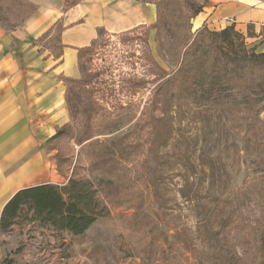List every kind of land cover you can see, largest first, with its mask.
Segmentation results:
<instances>
[{"label": "rangeland", "instance_id": "obj_1", "mask_svg": "<svg viewBox=\"0 0 264 264\" xmlns=\"http://www.w3.org/2000/svg\"><path fill=\"white\" fill-rule=\"evenodd\" d=\"M137 1L133 26L102 27L81 53L67 122L36 129L49 117L26 109L10 117L22 130L0 132L3 181L30 167L33 183L90 180L108 214L72 235L25 208L0 231V264H264V31L216 25L209 0ZM67 7L0 0L3 43L30 74L54 72ZM39 12L35 33L11 38Z\"/></svg>", "mask_w": 264, "mask_h": 264}, {"label": "crops", "instance_id": "obj_2", "mask_svg": "<svg viewBox=\"0 0 264 264\" xmlns=\"http://www.w3.org/2000/svg\"><path fill=\"white\" fill-rule=\"evenodd\" d=\"M137 4V0H85L72 7L63 15V30L60 34L63 52L54 57L50 65V71L54 72L50 76L40 73L36 65L32 74L29 69L22 68V62L13 58L8 48L9 43H3L8 38L7 34L0 32V132L22 130L20 124L25 125L26 120L15 122L10 117L26 116V109H41L43 113L40 116L44 114L49 117L50 120L43 122L37 119L36 114L29 121L38 125L36 129L44 124L57 127L59 120L67 122L68 83L76 81L81 75V50L93 45L104 26L110 30L133 26V21L124 19L123 15L132 13ZM208 4L211 10L210 20L216 25L228 23L245 35H259L264 31V0H209ZM41 16L42 13L39 12L27 22V28L12 31L11 38L25 39L31 31L35 33L33 27ZM147 19V16H142L138 22ZM230 19L234 22H230ZM36 29L43 32L40 26ZM27 99H31L28 105ZM22 139L16 138L11 146H20ZM40 176L41 172L36 173L30 167L8 181L0 178V198L8 197L4 206L18 190L42 184L32 182L39 180ZM27 181L32 183L27 184ZM10 189H14L13 192Z\"/></svg>", "mask_w": 264, "mask_h": 264}, {"label": "trees", "instance_id": "obj_3", "mask_svg": "<svg viewBox=\"0 0 264 264\" xmlns=\"http://www.w3.org/2000/svg\"><path fill=\"white\" fill-rule=\"evenodd\" d=\"M65 1L70 9L82 0ZM89 48L82 49L81 53ZM195 55L193 52L188 57L192 59L193 67L197 68L198 73L206 57L204 54ZM223 69L226 71V68ZM25 208L32 211V220L40 221L58 233L68 232L72 235L84 234L100 217L108 214V209L100 201L98 190L92 181L71 178L63 186L42 183L18 190L3 208L0 231H8ZM2 264H15V261L7 257Z\"/></svg>", "mask_w": 264, "mask_h": 264}, {"label": "built area", "instance_id": "obj_4", "mask_svg": "<svg viewBox=\"0 0 264 264\" xmlns=\"http://www.w3.org/2000/svg\"><path fill=\"white\" fill-rule=\"evenodd\" d=\"M231 22H234L233 19H230Z\"/></svg>", "mask_w": 264, "mask_h": 264}]
</instances>
